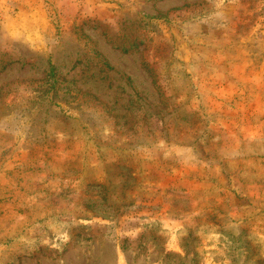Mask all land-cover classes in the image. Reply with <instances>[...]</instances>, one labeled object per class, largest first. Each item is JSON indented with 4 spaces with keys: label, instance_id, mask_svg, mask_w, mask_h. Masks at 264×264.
Segmentation results:
<instances>
[{
    "label": "rangeland",
    "instance_id": "374dc122",
    "mask_svg": "<svg viewBox=\"0 0 264 264\" xmlns=\"http://www.w3.org/2000/svg\"><path fill=\"white\" fill-rule=\"evenodd\" d=\"M0 264H264V0H0Z\"/></svg>",
    "mask_w": 264,
    "mask_h": 264
}]
</instances>
